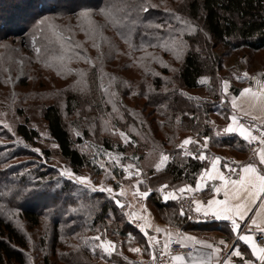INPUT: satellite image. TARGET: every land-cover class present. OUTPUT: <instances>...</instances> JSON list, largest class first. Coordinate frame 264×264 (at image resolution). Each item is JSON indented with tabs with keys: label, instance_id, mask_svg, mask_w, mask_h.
<instances>
[{
	"label": "rangeland",
	"instance_id": "obj_1",
	"mask_svg": "<svg viewBox=\"0 0 264 264\" xmlns=\"http://www.w3.org/2000/svg\"><path fill=\"white\" fill-rule=\"evenodd\" d=\"M24 1L17 0L13 3L20 4L23 7L26 6L28 0ZM70 1L69 3L66 2L68 3L66 5L60 0L54 1L63 5L56 7L53 12L48 7L40 13L37 20L43 16L54 17L57 24L71 28V32L65 28L63 33L65 37L71 36V41L62 43L48 33H37L34 27L37 20L28 27V31L24 34L11 33L10 30H15V27L9 25L10 21H8L6 28L0 29V44L8 45L7 49L0 48V120L5 121L11 128L9 130V127L0 124V195L3 196L0 212L7 217L12 215L15 218L14 223L25 235L27 245L23 250L26 264H68L73 257L69 254L70 249L73 248L69 245V242L72 241L76 244V237L70 239L65 234L59 235V240L61 239L63 243L57 247V253L54 250L53 243L56 229L52 217H42L38 224L32 225L27 220L17 218V215H15L19 211L14 207L16 205L15 196L20 195L19 192L22 191L18 197L23 203H27L31 198H40L38 200H45L47 205H52L53 201H57L65 208L66 203L71 202L69 207H66L69 210L65 214L67 222L61 225V227L66 226V223H69L72 219L73 213H76L72 210H75L74 205L77 204L69 197L68 193L61 192L63 180H69L66 176L60 175L62 169H70L77 175L89 176L96 185H110L115 190L118 199H121L125 204L131 203L133 205L131 209L126 207L120 211V214L130 223L131 221L124 214L125 212L139 210V214L144 215V213H148L149 209H152L149 197L141 198L135 195L134 179H130L120 165L115 164L114 161L110 162L108 156L111 154L118 157L123 165L135 164L141 168L142 178L145 181L144 184L139 186L141 191L148 188L155 190L161 184V182L157 183L153 187L149 182V170L158 162L159 155H151L140 159L138 155L133 154L129 148L131 141L134 140L132 133L128 128L120 127V123L123 122L122 115L123 112H127L136 121L146 123V118H143L146 113L142 108L144 106L148 108L147 100L142 94L139 97V94L142 93V90L154 92L155 78H160L163 82H171L176 70L181 65L182 58L188 49V43L185 39L187 33L184 35L186 46L182 49L174 50L170 45L166 50L158 46L161 37H168L169 25L173 30L184 28L174 18L173 13L191 21L198 28L200 27L199 29L202 28L199 23L187 15L190 0ZM129 2L142 3L148 10L147 12L128 11L125 4ZM6 3L5 0H0V9H9ZM77 5L80 8H76ZM84 8L95 13L94 20L102 32L103 39L99 36L96 38L100 45L98 48L93 47V40L86 36L84 31L80 30V21L76 19ZM102 9L107 10L110 15L102 14ZM12 12L11 8L8 13L11 14ZM23 14L20 12L18 16L22 17ZM7 15L3 14V17ZM126 15L129 19H125ZM30 17H27L29 20L25 19L23 23L31 22L34 17ZM16 22L18 21H15V25ZM23 23L21 22V24ZM158 25H164L165 27L158 28ZM34 35L36 36V47L41 49L39 58L32 46ZM75 44L80 45V47L74 48L73 45ZM153 45L157 46L153 47ZM69 48L73 49L71 53L68 52ZM76 52H79L81 57L91 58L94 64L90 65L84 59L77 58ZM145 53H151L158 59L152 60L151 56H146ZM60 56L66 58L71 56V59H66L62 66L58 60L52 59ZM142 57L143 59H141ZM226 60H228V66L232 68L227 67L226 76L221 75V80H229L231 86L232 81L236 79L234 72L244 71L246 61L234 56L228 57ZM46 61H50V66L46 64ZM251 62L256 69L264 67V51L255 53L251 58ZM141 65L149 67L152 71L146 72ZM67 69L83 70V83H77L80 77L76 71H67ZM152 72L159 75H153ZM250 75L261 76L258 73H250ZM9 77L11 78L10 81ZM112 77H115V79L109 85V80ZM102 84L109 87L110 91L115 92L116 95L112 97L105 93L101 87ZM67 90L78 94L81 99L80 105L82 104L84 107L82 111L80 108L75 110L74 116L71 117L66 111ZM188 92L199 96L206 95L205 88ZM229 93L228 97L235 95L230 87ZM96 100L103 102L102 107L97 105ZM49 103H56L61 108L67 121L71 123L70 127L74 137L78 136L77 132H82V125L89 124L87 126L91 134L95 135L99 128L102 136L109 137L114 141L115 147L107 150L95 145L93 148H87L86 144L88 142L82 144L80 148L88 152L89 157L92 159L91 165L74 170L69 161L61 155L59 147L53 141L48 132L47 124L42 117L43 107ZM106 106L109 107V111L106 110ZM84 113L85 115H83ZM244 116L247 115H242L240 119ZM26 118H28L27 121ZM214 118L212 114L214 125L217 121L223 120L220 116ZM77 119H81L82 125L73 123L72 120ZM25 121L30 126L38 129L39 136L33 143L22 145L17 127L19 123ZM95 122H98V128L92 126V124H96ZM120 132H124L125 137L130 138L128 142H125V137H121ZM91 138L93 137L91 136ZM120 146H125L126 150H122ZM36 148L40 149L39 153L33 151ZM188 149L190 150L192 147L190 146ZM225 157H234V154L227 152ZM101 163L105 165L104 168L100 167ZM41 172H44V174ZM71 183L74 182L71 181ZM121 187L126 192L123 197L119 195ZM9 189L15 193L14 196L8 192ZM34 191L47 192V196L42 197L31 194L26 199V193L29 192L28 194H30ZM73 192L77 194L86 193L75 183ZM105 194L108 196L107 193ZM142 204L145 209L141 208ZM81 206L78 207L79 210H82ZM81 219L79 220L83 222ZM102 232L107 239L115 241L117 249L118 244L108 234V228L104 227ZM64 251L68 252L64 253L65 260L58 262V253ZM10 264L18 263L13 262Z\"/></svg>",
	"mask_w": 264,
	"mask_h": 264
},
{
	"label": "trees",
	"instance_id": "obj_2",
	"mask_svg": "<svg viewBox=\"0 0 264 264\" xmlns=\"http://www.w3.org/2000/svg\"><path fill=\"white\" fill-rule=\"evenodd\" d=\"M5 1L9 9H0L2 10L0 29L6 28L10 21L9 25L15 27V30H10V32L16 35L27 32L28 27L32 23L34 24L40 13L48 7L53 12L56 7L63 5L56 3L57 0H28L26 6L22 7L20 4L13 3L17 0ZM60 1L66 5L70 0ZM11 8L13 12L9 14L8 11ZM76 8L80 7L77 5ZM188 8V17L199 23L203 31L185 35L188 49L171 82H163L160 78H155V82L153 81L155 83L154 92L142 90V93L139 94V97L142 94L146 98L148 105L146 106L149 108L145 106L142 108L146 113L143 115V118H146V123L136 121L127 112H123V122L120 123V127L130 129L134 140L131 141L129 148L140 159L151 155L158 156L161 151L170 156V160L163 169L157 171L153 167L149 170V182L153 187L160 182L166 183L169 187H177L185 182L193 183L204 169L206 160L201 161L184 155L183 151L177 147L187 136L201 141L204 136H208L210 139L206 150L207 154L225 158L226 153L230 152L239 158L248 156V159L254 155L250 152V144L244 139L236 135L217 136L215 125L212 123V114L218 113L223 120L232 114L230 107L232 96L222 99L221 91V75L226 76V69L229 67L228 60H226L228 57L234 56L246 61V69L235 71L234 76L244 72L258 73L259 75L264 73V67L256 69L251 62L255 53L264 51V0H190ZM20 12L24 13V18L23 15L22 17L18 16ZM3 14L8 15L3 17ZM30 16L34 17L33 20L23 23L25 19L29 20L27 17ZM15 21H18L16 25ZM17 26L19 27L17 28ZM205 33L210 39H205ZM202 77L209 79L206 83L201 84L199 80ZM243 79L245 78H236L232 81L230 88L234 94L239 91L237 81ZM246 79L248 80V78ZM165 87H168L167 91H165ZM198 88H205L206 95L199 96L188 92ZM189 97L198 99H189ZM100 98L102 99V97ZM80 100V96L75 92L66 91V111L70 117L74 116L75 110L80 108L82 111L84 109L82 104L80 105ZM96 103L100 107L103 105L100 100H96ZM106 110L109 111V107L106 106ZM143 111L142 113H144ZM42 117L53 141L57 143L61 155L69 161L74 170L91 165L92 159L88 152L80 148L82 144L88 142L87 148H93L95 145L107 150L115 147L113 140L102 136L97 125L98 122H95V125L92 124L93 127L98 128L94 135L90 133L87 126L89 124L83 123V126L81 119L72 120L75 125H82V132L74 137L70 127L71 123L67 121L56 103L45 105ZM26 121L19 123L17 127L22 145L33 143L39 136L38 129L30 126ZM197 146L199 145L192 144L194 150ZM120 148L126 150L125 146H120ZM41 173L44 174V172ZM61 186L63 187L61 192L68 193L69 197L77 204L74 205L75 210H72L76 212L73 213V220H70L72 222L69 221L66 226L61 227L64 222H67L65 214L69 210L66 207H69L71 202L66 203L65 208L57 201H53L52 205H47L45 200H38L40 198H31L32 200L29 199L27 203H23L18 197L22 191L19 192L20 195L15 196L16 205L14 207L19 210L15 214L17 218H23L32 225H36L40 222V218L52 217L56 229L53 243L56 253L57 247L63 243L61 239L59 240V235L65 234L70 239L76 237V244L72 241L69 242V245L73 247L69 254L73 257L68 264H134L136 252L130 249L138 245L146 249L147 238L120 214L122 209L115 204L114 200L99 191L77 194L73 192L74 183H71L70 180H63ZM28 193H26V199L31 196ZM149 200L162 220L176 225L186 224V226L193 223L187 214L179 215L178 202L163 201L156 189H153L149 195ZM2 202L3 196L0 195V204ZM78 204L82 205V210L78 209L80 206ZM14 222L15 218L12 215L7 217L0 212V264L13 262L26 264L23 248L27 245V239ZM104 227L108 228V234L118 244L116 251L111 255L103 253L99 248L95 252L92 251L94 247L92 238L103 235ZM85 238H87V242H85ZM77 245L79 247H75ZM64 253L68 252L58 253V262L65 260Z\"/></svg>",
	"mask_w": 264,
	"mask_h": 264
},
{
	"label": "snow or ice",
	"instance_id": "obj_3",
	"mask_svg": "<svg viewBox=\"0 0 264 264\" xmlns=\"http://www.w3.org/2000/svg\"><path fill=\"white\" fill-rule=\"evenodd\" d=\"M154 6V5H152ZM125 8L128 11H140L147 12L148 8L142 3L129 2L125 4ZM167 10V9H166ZM102 14L108 16L110 13L107 10H101ZM94 15L91 10L84 8L77 15L76 19L80 21V30L84 31L86 36L93 40V47H99V43L96 41L97 36L103 39L102 32L94 20ZM174 18L184 26L182 29L173 30L171 25L169 28L168 37L160 38L159 47L168 49L169 46L175 49H182L186 46V41L184 39L185 33L192 35L195 32H202V29H199L191 21L186 20L181 17L179 14L173 13ZM125 19H129L126 15ZM134 23V21H133ZM39 34L48 33L51 36L55 37L58 41L64 43L66 41H71V36L65 37L64 30L67 28L71 32V28L68 26H61L55 22L54 17L43 16L38 19L34 25ZM158 28L165 27L164 25H158ZM205 39H210L209 36L205 33ZM32 46L37 53L39 54L41 49L36 47V36L32 37ZM157 45H153L155 47ZM74 48H79L80 45H73ZM0 48H8L7 44H0ZM72 48L68 49V52H72ZM77 58L84 59L90 65L94 64V61L87 56L81 57L79 52L75 53ZM146 56H151L152 60H157L158 57L153 56L151 53H145ZM179 58V56H177ZM58 60L63 66L66 59H71V56L65 57L60 56L52 58ZM143 59V57L141 58ZM22 63V61H20ZM46 64H49L50 61H46ZM144 67L146 72H151L152 70L149 67L141 65ZM62 70H64L62 68ZM7 71V69H5ZM67 71H76L80 80L77 81L78 84L83 83V70H73L67 69ZM58 74H60L58 72ZM153 75H159L158 73L152 72ZM106 75V74H102ZM260 75L264 76V73ZM237 79L249 78V74L244 72L241 75H236ZM9 77V81H10ZM115 77H112L109 80V85L112 84ZM208 77H202L199 80V83L204 84L208 81ZM255 79V77H251ZM126 83V82H125ZM257 85L259 86L258 90H254L251 87H245L240 90V97L247 96L252 103L249 105L250 108L255 109L257 105L259 106L260 115H252L250 111L245 112L244 109H241L244 115L251 116V122L246 125L240 121V118L237 116L235 109H237L238 97H232V108L233 113L226 117L229 121L226 126L218 130L215 134L220 136L222 133L232 134L238 133L249 144L253 142H258V148L254 150L253 158H250L246 162L235 161L233 166L232 163L224 162L221 168V157L214 156L210 158L209 166L203 169L198 177L196 178L195 187L191 184H184L179 188H172L169 190V185L161 184L156 191L160 192L165 201L172 199L177 200L184 195H189L201 191L205 187H208L209 182H211V192L215 195H212L210 199H207L206 203L199 199L191 198L190 196V207L188 212H195L196 214H202L205 218L213 217L216 220H223L230 222V232L235 233L234 242L229 245L224 240L217 242H210L207 239H197L195 236L188 235L186 233H181L178 229L173 232L170 228H161L160 226H153L149 219L143 215L138 214L135 211L125 212L124 214L128 219L138 227L139 231L147 238V247L151 249V258L153 264H236L233 258H240L239 264H256V261H259L260 264H264V241L257 242L256 235L264 237V81L256 80ZM103 91L108 95L114 97L115 92L110 91L109 87L101 85ZM230 82L227 79L221 81V91L222 99L227 98L229 93ZM167 91V89H165ZM187 95V94H184ZM189 99H198L195 97H189ZM115 107V103L113 102ZM259 120L260 123L257 124L256 121ZM0 124H4L5 127H9L5 121L0 120ZM9 130L11 128L9 127ZM258 132L259 134H254ZM80 133L77 132V135ZM121 137H125L124 132H120ZM128 137H125V142H128ZM208 136L203 137V142L200 139H193V137H186L181 141L178 148L183 151L184 155L199 159L201 161L209 160V157L206 155V150L208 148ZM190 144L199 145L200 151L198 153L192 152L188 149ZM33 151L39 153L40 149L36 148ZM122 155V154H121ZM109 161H114L115 164L120 165L123 171L127 174L130 179H134L135 182V195H138L141 198H147L153 189L148 188L147 190H140V185L144 184V179L142 178V170L140 167L135 164L123 165L120 163L118 157L112 156L109 154ZM169 155L161 151L159 153V160L155 163L154 167L159 171L162 166L166 165L169 160ZM258 158V159H257ZM101 168H104L103 163L100 164ZM61 176H66L70 181H73L76 185L80 187L83 192L95 193L97 191L101 193H107L108 196L114 200L115 204L121 209L128 208L131 209L133 205L131 203L125 204L121 199L117 198L115 190L109 186L96 185L93 183L92 179L86 175H77L70 169H62L60 171ZM11 195H15L11 189L8 190ZM38 196H47V192L34 191L33 193ZM222 194V198H218ZM119 195L121 197L126 195V192L123 187L119 190ZM194 206V207H192ZM142 209H145V206L141 205ZM187 213L184 208L181 207L179 215L184 216ZM251 214V215H250ZM191 218V217H190ZM142 221V222H141ZM149 230H152L156 234H162L164 237L162 250L157 253L155 248L157 245L161 244V239L159 235H150ZM176 237L175 242L178 243L181 249L191 248L190 251H179L173 253L171 251L170 245L173 243V237ZM243 241L250 248V255L254 257L255 260L246 258L244 253L241 251L240 246L235 241ZM87 242V238H85ZM92 244L94 247L92 251L95 252L97 248L101 249L103 253L111 255L116 251L115 241L109 240L106 238V235H97L92 238ZM75 247H79L78 245ZM133 252L139 253L140 248H131ZM159 257V260H158Z\"/></svg>",
	"mask_w": 264,
	"mask_h": 264
},
{
	"label": "crops",
	"instance_id": "obj_4",
	"mask_svg": "<svg viewBox=\"0 0 264 264\" xmlns=\"http://www.w3.org/2000/svg\"><path fill=\"white\" fill-rule=\"evenodd\" d=\"M236 84L238 85V88H239V91L237 92V94L234 95V96L238 97V100H237L238 107H237V109H235L237 116L240 118L242 115H244L243 112L241 111V109H244L245 112L250 111L252 113V115L259 116L260 115L259 106L257 105V107L255 109L250 108L249 105L252 103V101L249 100L247 96L240 97V90L245 88V87H251L250 82L245 78L241 81H237ZM231 101H232V99H231ZM230 105H231L230 107H231L232 113H233V108H232L231 102H230ZM217 116H219L218 113L213 114V118L214 117L216 118ZM217 122L215 124L216 131L223 129L229 121L227 119L226 120L224 119L218 123ZM221 135H224V136L236 135L237 137L243 139L242 137L239 136L238 133H232V134L222 133ZM187 137H189V136H187ZM201 142H203V140ZM208 145H209V141H208ZM190 146L192 147V144H190L188 146V148ZM190 150L192 152H199L200 147L197 146L195 150L193 148ZM206 155L212 156V157L217 156V155L210 154V153L209 154L206 153ZM253 156H252V158H253ZM234 157L237 160H240L242 162H244V161L246 162L249 160L248 156L240 157V158L236 157V156H234ZM169 160H170V158H169ZM206 162L207 163H206V166L204 167V169L209 166L210 161L206 160ZM224 162H226V157L221 159V168H222V164ZM167 163H166V165H167ZM166 165L162 166L161 169H163ZM222 170L226 171L223 168H222ZM195 182H196V180L193 183L185 182V183H183L177 187H169V190H171L172 188H179L180 186H182L184 184H191L193 187H195ZM192 194L199 195L201 197L200 200L204 201L205 203H206L207 199H210L212 195H215L214 193L211 192L210 182H209L208 187H205L201 191H198V192L192 193ZM218 198H222V194ZM162 199H163V197H162ZM163 201H165V200L163 199ZM167 201H176V202H178L180 209L182 207V204L180 202V198L177 200L169 199ZM151 205H152V203H151ZM184 210L187 213V216H189L190 212H188V209L184 208ZM133 211H135L139 214V210H133ZM144 215L149 219V221L153 224V226H160L161 228L167 227V228H170L173 232H175L178 229L181 233H186L188 235L195 236V237H197V239H207L210 242H217L218 243L220 240H224L227 244L231 245L234 242V238L236 236L235 233L230 232V222L223 221V220H216L213 217H209L207 220H203V221H194V220H191L189 218L190 221H193V223L191 222L187 226H186V224L176 225L172 222L162 220L158 211L156 210V208L153 205H152V209H149L148 213L147 214L144 213ZM130 224L135 226L136 228H138L136 225H134L132 223H130ZM149 234L151 235V234H156V233H154L152 230H149ZM235 243L239 244L240 249L244 253L246 258H250V259L255 260V258L251 257V255H250V248L243 241L237 240V241H235ZM137 247L140 248L141 251L139 253L136 252V262L134 264H144V260L151 257V251L152 250L148 249V247L146 249H144L143 247H140L139 245L135 246L134 248H137ZM233 259L236 262V264H239L240 258H233ZM256 264H259V261H256Z\"/></svg>",
	"mask_w": 264,
	"mask_h": 264
},
{
	"label": "built area",
	"instance_id": "obj_5",
	"mask_svg": "<svg viewBox=\"0 0 264 264\" xmlns=\"http://www.w3.org/2000/svg\"><path fill=\"white\" fill-rule=\"evenodd\" d=\"M251 77H255V79H251ZM256 80H262V81H264V77H261V76H258V75H250L249 76V82H250L251 88L254 89V90H258V88H259V86L256 83ZM240 121L242 123L248 125L251 122V116H244V117H242L240 119ZM256 123L259 124L260 121L257 120ZM254 134H257L258 135L259 133L258 132H254ZM257 148H258V142H253V143L250 144V151H251L252 154H254V150H256ZM208 157H209V160L208 161H210V158L212 156H208ZM235 161H240V160H237L234 157H228V158H226V162L232 163L233 166H235V164H234ZM161 184H166V183L163 182ZM161 184L158 185L157 189L159 188V186ZM210 184H211V182H210ZM159 194H160V192H159ZM160 196H162V195L160 194ZM190 196H191V198H194V199H199V200L201 199V197L199 195H194V194L184 195V196H182L180 198V202H181L183 208L189 209V207H190ZM189 218L191 220H194V221H203V220H207L209 217L208 218H205L202 214H196L193 211V212H190ZM131 223L134 224V225H136V223H134L132 221H131ZM151 235H159L160 236L161 244L160 245H157L156 248H155V251L157 253H159L162 250L164 237H163L162 234H151ZM256 238H257V242L258 243L264 241V237H260L259 235H256ZM175 240H176V237L174 236L173 237V243L170 245L171 251L173 253L179 252V251H190L191 250L190 247L188 249H181L180 245L178 243H176ZM158 260H159V257H158ZM144 264H153L152 258L150 257V258L144 260ZM259 264H260V262H259Z\"/></svg>",
	"mask_w": 264,
	"mask_h": 264
},
{
	"label": "water",
	"instance_id": "obj_6",
	"mask_svg": "<svg viewBox=\"0 0 264 264\" xmlns=\"http://www.w3.org/2000/svg\"><path fill=\"white\" fill-rule=\"evenodd\" d=\"M119 207V206H118Z\"/></svg>",
	"mask_w": 264,
	"mask_h": 264
}]
</instances>
